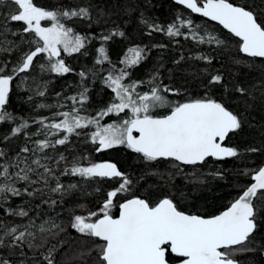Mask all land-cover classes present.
Here are the masks:
<instances>
[{
    "label": "snow or ice",
    "instance_id": "6c2138e0",
    "mask_svg": "<svg viewBox=\"0 0 264 264\" xmlns=\"http://www.w3.org/2000/svg\"><path fill=\"white\" fill-rule=\"evenodd\" d=\"M176 3L192 13L218 22L239 38L241 53L248 57L264 58V25L258 23L253 11L235 6L228 0H176ZM5 4L12 11L4 19L22 22L24 27L21 31L34 35V50L30 48L19 58L17 66L11 69L12 73H26L33 66L34 58L43 53L47 55L48 63L40 65L41 70L62 76L73 71L65 63L62 53L68 56L87 54L89 36L77 33L62 21H73L74 18L90 20L88 7L50 10L37 6L34 0H0V5ZM44 21L50 22V26H42ZM150 27L164 31L158 25ZM181 28L189 29L191 38L200 43H222L211 34H205V40V36L194 30L193 22L182 17H177V21L167 27V35H185ZM6 30L0 28V37ZM114 35L123 36L124 33L113 31L101 39L108 41ZM10 50L0 48L3 52ZM97 52L96 65L110 63L103 46ZM145 58L144 49L133 47L120 61L124 68L117 69L113 65L103 78L114 94L113 99L95 116L80 114L89 99L88 89L82 84V90L77 95L67 97L73 105L69 111L53 112L51 118L41 117L33 121L38 125L35 133L25 131L30 127L27 120L13 127L10 134L0 140V144L21 134L26 143L12 155L0 148V202L7 201L9 197L27 195L40 197L43 204L55 205L56 200L43 197L47 193H62L65 190L52 165H59L66 157L61 154L56 159L48 152L66 145L71 136H89L91 142L97 145L95 150L98 152L123 145L140 154L145 161L171 160L177 168L180 165L203 164L210 157L217 160L236 157L237 150L223 146L222 142L230 132L241 128L242 121L222 103L211 98L173 103L168 95L178 94V91L158 83V76L147 81L150 87L145 92L137 90L144 81L124 82L130 76L128 69L138 66ZM6 67L0 66V122H15L16 118L6 110L14 80V75L5 74ZM79 75L82 81L87 76L83 71ZM221 80V75H213L209 83L216 84ZM237 91L245 94L243 88H237ZM36 94L43 97L45 92L38 90ZM39 107L53 106L42 103ZM156 109H168V114L153 115ZM112 114L117 117L124 114L127 118H121L118 123H100V118ZM90 126H94L95 131L85 132ZM33 136L43 138L33 139ZM63 174L88 180L120 178L121 181L116 189L107 192L98 212L88 213L87 216L75 215L70 224L76 232L92 240V247L70 258L81 261V264H87V257L91 256L92 251L96 252L97 264H169L171 254L181 258L180 264H239L235 256L251 251L249 244L253 241L250 238L257 229L259 211L255 201H264V167L253 172L252 183L224 211L209 217L179 210L168 196L154 204L139 197L126 199L118 205L119 215L114 217V198L129 191L132 183L116 164L100 162L80 166L74 163L71 168H65ZM52 180H55L54 187L50 185ZM18 184L23 187H18ZM5 215L19 217L21 222L0 219V250L15 251L23 246L29 249L43 247L49 236L56 237L64 231L51 218L37 223L39 216H30L29 209L24 207L9 208ZM56 251V245L47 248L48 255L44 257L46 264H57L53 256ZM0 264L11 262L0 259Z\"/></svg>",
    "mask_w": 264,
    "mask_h": 264
},
{
    "label": "trees",
    "instance_id": "16d2710c",
    "mask_svg": "<svg viewBox=\"0 0 264 264\" xmlns=\"http://www.w3.org/2000/svg\"><path fill=\"white\" fill-rule=\"evenodd\" d=\"M229 1L253 11L257 21L264 25V0ZM34 3L50 10L88 7L90 20L74 18L73 21H62L77 33L89 36L87 54L68 56L62 53L65 63L73 69L62 76L41 70L40 65L48 63L43 53L34 58L33 66L26 73L14 75L6 110L16 120L0 122V140L9 135L11 129L22 120H27L30 125L25 131L35 133L38 125L33 123L34 120L51 118L53 112L69 111L73 105L67 97L77 95L82 90V84L88 89L89 99L80 114L95 116L114 96L103 78L113 65L117 69L125 67L120 61L133 47L144 49L146 58L138 66L128 69L130 76L125 83L144 81L137 90L145 92L150 87L147 81L158 76V83L178 91V94L168 95L171 102H179L184 98H213L236 113L242 125L240 129L230 132L226 141L237 150L236 157L221 160L208 158L203 164L183 165L181 168L165 160L147 162L125 146L98 152L95 150L97 145L91 142L89 136H71L66 145L48 152L56 159L61 154L66 157L59 165H52L65 190L62 193H47L43 197L56 200L55 205L43 204L40 197L27 195L9 197L7 201L0 202V219L20 223L19 217L6 216L5 212L9 208L24 207L29 209L30 216H39L37 223L51 218L64 231L59 236H49L43 247L29 249L23 246L15 251L0 250V259H7L11 264H46L44 257L48 255L47 248L56 245L57 251L53 256L57 264H81V261L70 258L92 247V240L76 232L70 224L75 215L87 216L88 213L98 212L107 192L118 187L120 178L88 180L64 175V169L71 168L74 163L87 166L105 159L116 161L132 181L130 190L115 198L116 205L131 195H142L151 201L163 195H172L181 209L205 216L216 214L229 206L252 182L253 172L264 164V58L244 55L239 51V38L218 23L192 13L173 0H34ZM10 11L12 8L7 4L0 5V28L7 29L0 37V48L11 49L8 52L0 51V66L7 65L5 74L13 75L11 69L17 66L19 58L30 48L34 50V39L33 34L21 31L24 27L22 22L4 19ZM177 17L191 20L194 30L205 36V40V34H211L222 43H200L191 38L187 28H181L185 35L168 36L166 29L177 21ZM150 25H158L164 31L153 30ZM113 31L123 32L124 35H114L108 41L101 39ZM101 46L105 48L110 63L96 65L95 59L99 55L97 49ZM81 71L87 74L83 81L79 75ZM213 75H221V82L210 84L209 79ZM237 88L245 89V94L238 92ZM38 90L44 91L45 95H37ZM42 103L53 107L40 108ZM162 110L156 109L153 113H163ZM121 118L127 117L124 114L120 117L112 114L100 118V123H118ZM84 131L90 133L95 131V127L90 126ZM42 138L33 136V139ZM25 143L26 139L21 134L4 141L0 148L12 155ZM50 185L54 187L55 180L50 181ZM17 186L23 187L22 184ZM255 203L259 209L257 229L250 238L253 241L249 244L251 251L236 255L239 264H264V201L256 200ZM168 259L178 260L172 254ZM87 264H97L95 251L87 257Z\"/></svg>",
    "mask_w": 264,
    "mask_h": 264
},
{
    "label": "flooded vegetation",
    "instance_id": "af4514ba",
    "mask_svg": "<svg viewBox=\"0 0 264 264\" xmlns=\"http://www.w3.org/2000/svg\"><path fill=\"white\" fill-rule=\"evenodd\" d=\"M197 99H207L206 97H196V98H188V99H186V98H184V99H182V100H179V102H181V103H183V102H187V101H191V100H197ZM211 99H213V98H211ZM214 100H216V99H214ZM217 102H220V101H218V100H216ZM220 103H222V102H220ZM223 104V103H222ZM224 105V104H223ZM225 106V105H224ZM226 107V106H225ZM227 108V107H226ZM228 109V108H227ZM164 110V111H163ZM162 111H163V113H157V114H155V113H153V115H166V114H168V109H163ZM228 110H230V109H228ZM230 111H232V110H230ZM233 112V111H232ZM234 113V112H233ZM234 114H236V113H234ZM237 115V114H236ZM238 116V115H237ZM226 141H227V139H226ZM226 141H224L223 142V144H225V145H228L227 143H226ZM228 146H230V145H228ZM117 147H121V145L120 146H115V147H113V148H117ZM110 149H112V148H110ZM106 150H108V149H106ZM130 150V149H129ZM131 152H133L132 150H130ZM133 153H135V152H133ZM135 154H137V153H135ZM140 158H142V156L140 155V154H137ZM143 159V158H142ZM144 160V159H143ZM158 161H160V160H158ZM168 162L170 161L171 163H172V165H174L175 164V162H173V161H171V160H167ZM100 162H111V163H114V164H116V166H117V168L122 172V173H124V174H126V176L128 177V174L127 173H125L124 171H122V169L120 168V166L118 165V163L116 162V161H113V160H109V159H105V160H102V161H98V162H96V163H100ZM148 162V161H147ZM154 162H156V161H154ZM153 162V163H154ZM183 165H180L179 167L181 168ZM185 166H188V165H185ZM190 166V165H189ZM191 166H193V165H191ZM129 178V177H128ZM121 182V181H120ZM119 182V183H120ZM117 188V187H116ZM116 188H113V189H111V190H114V189H116ZM110 190V191H111ZM135 196H140V197H144V196H142V195H131L130 197H127L126 199H129V198H132V197H135ZM165 196H168L169 198H171V199H173V201H174V203L177 205V207L179 208V210H181V211H184V212H186V213H190V214H197V213H191V212H188V211H185V210H183V209H181L180 207H179V205L177 204V202L175 201V199H174V197L172 196V195H163V196H160L159 198H157V199H155V200H153V201H151V200H149V198L148 197H144V198H146V200L147 201H149L150 203H155V202H158L160 199H162V198H164ZM126 199H124V200H126ZM124 200L122 201V202H124ZM121 201L119 202V203H117L118 205L120 204V203H122ZM114 204L116 205V203H115V199H114ZM118 205H116L117 207H118ZM113 207V209H112V215L114 216V217H116V216H118V214H119V209L117 208V207ZM228 207V206H227ZM225 209V208H224ZM224 209H222V210H224ZM221 210V211H222ZM221 211H219L218 213H220ZM218 213H216V214H218ZM216 214H213V215H216ZM197 215H200V214H197ZM213 215H209V216H213ZM202 216H205V215H202ZM237 260V259H236Z\"/></svg>",
    "mask_w": 264,
    "mask_h": 264
},
{
    "label": "water",
    "instance_id": "95a60500",
    "mask_svg": "<svg viewBox=\"0 0 264 264\" xmlns=\"http://www.w3.org/2000/svg\"><path fill=\"white\" fill-rule=\"evenodd\" d=\"M174 2H176V0H173ZM202 2V1H201ZM228 2H230V3H232L231 1H229L228 0ZM233 5H235V6H240V5H237V4H234V3H232ZM183 6V5H182ZM185 7V6H184ZM241 7H243V6H241ZM245 8V7H244ZM247 9V8H246ZM249 10V9H248ZM251 11V10H250ZM195 14H198V13H195ZM198 15H200V14H198ZM205 18H207V17H205ZM207 19H209V18H207ZM210 20V19H209ZM212 21V20H211ZM214 22H216V21H214ZM216 23H218V22H216ZM259 23V22H258ZM222 26V25H221ZM223 27V26H222ZM226 30V29H225ZM244 54V53H243ZM245 55V54H244ZM235 131V130H234ZM230 134V133H229ZM228 134V135H229ZM228 135L225 137V139H224V141H226V139H227V137H228ZM223 141V142H224ZM223 142H222V144H223ZM223 146H226V147H231V146H228V145H225V144H223ZM233 148V147H232ZM211 158V157H210ZM227 158V157H226ZM215 159V158H214ZM262 167H264V164L262 165ZM252 183V182H251ZM135 197H139V198H141V199H145L146 200V198H144V197H140V196H135ZM133 198V197H132ZM129 199H131V198H129ZM227 208V207H226ZM225 208V209H226ZM224 209V210H225ZM224 210H222V211H224ZM221 211V212H222ZM220 212V213H221ZM220 213H218V214H220ZM188 214H190V213H188ZM218 214H216V215H218ZM119 215V214H118ZM195 215H197V214H195ZM200 216H202V215H200ZM204 217H209V216H204ZM174 256H175V254H173ZM179 258V257H178ZM180 260H181V258H179ZM180 260H178V261H176V262H170L169 261V264H180Z\"/></svg>",
    "mask_w": 264,
    "mask_h": 264
},
{
    "label": "rangeland",
    "instance_id": "374dc122",
    "mask_svg": "<svg viewBox=\"0 0 264 264\" xmlns=\"http://www.w3.org/2000/svg\"><path fill=\"white\" fill-rule=\"evenodd\" d=\"M42 26H50V24H48L47 23V21H44V22H42ZM182 30V29H181ZM33 39H34V35H33ZM47 56V55H46ZM13 75H17V73H13ZM121 146H123V145H121ZM129 177V176H128ZM128 192V191H127ZM127 192H124V193H122V194H125V193H127ZM115 199V198H114ZM80 234V233H79ZM83 235V234H82ZM235 258H236V256H235Z\"/></svg>",
    "mask_w": 264,
    "mask_h": 264
}]
</instances>
